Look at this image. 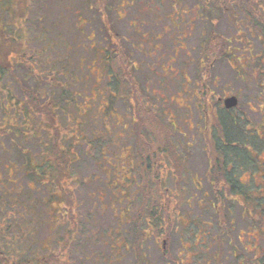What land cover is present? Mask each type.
<instances>
[{
    "label": "rangeland",
    "instance_id": "374dc122",
    "mask_svg": "<svg viewBox=\"0 0 264 264\" xmlns=\"http://www.w3.org/2000/svg\"><path fill=\"white\" fill-rule=\"evenodd\" d=\"M231 1L211 0L206 12L204 0H28L25 23L11 16L14 26L8 23L6 34L22 42L25 65L21 62L17 65L20 69L0 80V104L3 87L9 89L7 96L19 102L23 100L19 83L38 89L42 101L54 103L55 121L63 130L60 146L73 159L67 164L70 178L51 184L45 165L50 161L51 133L45 129V118L32 116L28 123L18 112L25 111L26 102L15 109L12 105L1 107L0 117L14 115L11 126L20 127L19 132L0 131V236H5L11 258L50 256L51 264H121L118 234L121 217L129 216L132 205L129 189L135 179H140L135 162L141 138L154 145L145 153L162 148L158 152L167 155V165L169 159L188 154L186 175L172 159L173 167L152 179V183L159 182V191L151 192L150 185L133 197L140 219L155 209L154 227L169 237L165 249L173 260H185L192 251L179 246L178 233L183 232L186 239L202 236L199 249L205 257L208 242L209 253L218 248V264H264V81L258 75L264 65H256L261 48L256 40L249 46L253 47L251 54L237 45V69L242 71L246 62L244 77H237L225 62L209 65L211 60H204L207 47L203 42L210 33H219L223 39L232 35L235 29L230 16L242 18L239 11L247 8L245 0ZM169 4L176 9L175 15L186 16L172 28L174 42L167 49V57L174 56V62L167 64V57L157 60V54L162 53L158 51L152 58L142 57L139 64V84L144 88L146 81L148 89L141 92V109L151 112L153 122H142L146 127L139 129L138 138L129 107L134 92L124 89L119 72L130 61L127 57L122 60V38L132 43L133 37L139 36L134 34L133 25H140V21L143 32L160 31L149 14L155 8L164 14L170 10ZM262 7L264 0L253 6ZM189 18L194 21L192 30L190 22L185 23ZM129 42L126 46L132 51ZM165 45L169 47V42ZM115 49L120 54L113 62L109 51ZM166 64L172 71L161 70ZM203 88L212 98L202 96ZM226 94L239 99L229 113L218 105V99ZM204 104L206 107L200 106ZM246 120L251 125L245 124ZM35 123L42 128L33 129ZM166 137L170 138L168 143L164 142ZM213 140L227 169L232 170L226 173V179L234 190L230 185L215 189L220 183L212 170L218 157ZM187 143L189 146L183 149ZM231 154L246 161H234V167ZM39 166L40 177H35L30 170ZM198 184L201 187L197 190ZM198 201L202 202L200 207ZM140 228L144 226L138 227L137 233H141ZM141 244L150 263L166 262L151 239ZM178 250L182 251L180 257Z\"/></svg>",
    "mask_w": 264,
    "mask_h": 264
},
{
    "label": "flooded vegetation",
    "instance_id": "af4514ba",
    "mask_svg": "<svg viewBox=\"0 0 264 264\" xmlns=\"http://www.w3.org/2000/svg\"><path fill=\"white\" fill-rule=\"evenodd\" d=\"M159 1L163 2L166 0H159ZM204 1H205L204 10L206 12H208L210 10L208 8V4L211 0H204ZM217 1L218 2L222 1V3H225L226 0H217ZM236 1L237 0H232L231 4H233ZM254 1H255V3H254ZM258 1L259 0H245L244 5L247 8L246 9L241 8V10L239 11L241 14L240 16L242 18H237L236 14H233L230 16L231 17L230 21L232 23L231 25L235 29V31L233 32L232 35H229V36H227V38L223 39L221 34H219V33L214 34L216 37V39L214 40V47H212V48L209 47L211 52H212L211 54L214 57L213 58H209V57L204 58V60H211L209 65H211L213 62H214V64L219 63L221 61L225 62L229 66L231 71L236 74L237 77L238 76L244 77L243 72L246 69L244 66L246 62L242 65V71L243 72L241 70L237 69L238 68V63H237L238 61L236 59H237V51L239 50V47L237 45H241L240 48L242 50L243 49L250 50L249 53L251 54V49L253 47H249V46L253 45L254 40H256L257 44H259V46L261 48V55H262L260 58V61L258 60L256 65H258L259 62H262L263 63L262 65H264V8L263 7H262V9H254L253 8L254 5L258 4ZM241 2H242V0H241ZM237 4H239V3H237ZM169 5H170V10L167 9L164 14H162L161 13L162 10L158 9V8L153 9V12L149 14V15H153V17L155 18V22H156L155 26L159 25L160 31H158L154 34L152 32H143L142 31L143 22L140 21V25H138V26H136L135 24L133 25L134 34H138L139 36L133 37L134 41L132 43H130L129 40H127L126 38H124V37L122 38L121 46L124 49V51H122L121 57L124 60L126 59V57L130 58L128 66L132 65V70L130 69V71L132 72V79L134 81L135 86L138 88V96L141 98H142V93H141L142 90L144 91V93L148 92L146 81L143 82L144 88H142L141 85L139 84L140 79L137 77V74H136L141 68V66L139 64L142 63V60H143L142 57L144 59L152 58V56H156L158 51H161L162 53L157 54V60L162 59L163 57H167L168 56L167 49L168 48L170 49V47H172V44L174 42L173 41L174 30H172V28L174 29V25H177V24L179 25V23L183 21L182 20L183 17L186 16L183 13H182L181 17L175 15L176 9H174L173 4H169ZM214 6L216 8V5H214ZM186 10H188V9H186ZM140 16L145 17L146 15L144 14V15H140ZM177 17H178V23L175 22ZM163 20H165L166 24H164L162 26L161 23ZM186 22H190V25H188V27L190 30H192L193 25H191V24L194 21L191 18H189L187 21H185V23ZM243 30L246 32V35L243 34ZM212 34L213 33L211 32L210 35H212ZM180 35H182L184 38L187 37V35L185 33H180ZM127 42H129L132 51L127 49V46H126ZM164 42H166V43L169 42V47L166 48L167 44L164 46ZM203 43H204V47H205L207 45L206 40ZM90 48H93V46H90ZM207 48H208V46H207ZM223 48H224V50H223ZM223 55L224 56L226 55L225 56L226 58L223 57ZM135 56L138 59L135 58ZM249 57L250 56H248L247 58H249ZM250 58L252 59L253 56L251 55ZM168 62L172 64L174 62V56L173 57H167V64H168ZM167 64H166V68L161 67V70L165 73L172 71V69H168ZM145 65L147 67H149V65H147V64H145ZM262 65H260V66H262ZM253 72L256 73L257 71L253 70ZM258 75H259L261 81L262 80L264 81V67L258 72ZM202 78H203V76H202ZM121 80H122L124 89H126V91H130L131 84L127 83V77L125 76V74H122ZM201 82H202V80H201ZM206 89L207 88L201 89L202 90L201 93L203 94L202 96L205 97V96L209 95V97L212 98V94L209 92V90H206ZM112 90H114V89H112ZM151 93L154 94L155 91L151 90ZM197 96H198V93H197ZM230 97H235L237 99V105H238V100H239L238 96L233 95V94H226L224 98L218 99V105H221L224 108V110L226 111V113H229V111L233 110L232 108L227 110V108L225 107V104H224L225 99L230 98ZM199 101H201V100L198 99V102ZM205 104H208V103L205 102ZM205 104L203 106L202 105H200V106L204 108V107H206ZM235 108H236V106L234 107V109ZM245 124L251 125V122L249 120H246ZM233 125L236 126V120L233 121ZM169 139L170 138L166 137L164 139V142L168 143ZM235 139H237V137H235ZM138 142H139L140 147H138L139 152L136 154L137 155V158H136L137 161L135 162L136 163L135 167H136V172L140 173L139 178L141 180L139 179V181H138L135 179V185L131 186L129 189L131 192V195H132V197H131L132 205L128 209V215L129 216L126 218L121 217V224H120L121 233L118 234L119 236H121V264L123 262H125L126 260H128L126 264H152L149 262V256L146 254V252L143 248V244H141V242H145V240H148V239H151L154 242V244L156 245V247H158L162 251L160 253L166 259V262L164 264H203L202 263L203 261H205L204 264H218L217 263V257L219 256L218 252L220 253V250L218 248L215 249L213 254L209 253L211 250L210 249L211 244L208 242V245L206 246V250L204 252V253H206V257H205V255H202L203 252L199 249V247H200L199 240L201 239L202 236H188L186 239V236L183 235V232L178 233L179 236L177 237V240H178L179 246L184 251H186V250L187 251L192 250V251L189 253V256L185 258V260H182L183 258L182 259L180 258L179 261L173 260L174 258L172 257V255L169 254L165 249V245H166L169 237L166 236L164 234V232L158 231L156 229V227H154V226H156V224L154 225V220H156L154 218L155 209L154 210L150 209L149 216H146V217L140 219L141 216L139 213L137 214L138 210H136L135 202L133 201L134 193H137L138 191H140L142 189L145 190L150 185L151 186L149 187V190L151 192L159 191V189H160V186L158 184L159 182L158 183H154V182L152 183V179H154L156 176H159V177L161 175L163 176L171 167H173V165H171L172 159H175L174 161L178 165L181 166V170H182L183 175H186V173L188 172V169H187L188 158L186 156L188 154L182 153V156L169 159L170 163L167 165L165 163V161H166L165 158L167 155H165V157H163L162 155L164 153L158 152L159 150H162V148L156 149L154 152H151V153H145V151L147 149L150 150V149L154 148L153 143H151V145H150L149 142H146L145 140H143L141 138L139 139ZM213 142H214L215 151L218 150L217 151L218 157H216V164L215 165L217 166L216 178L218 179V176H219V179L217 182L220 183L217 187H215V189L217 191H220V189H225L228 187V185H230L231 190H232L235 187L230 184L231 183L230 180L226 179V176H227L226 173L230 172L232 170L227 169L226 163H225L226 161L224 160V156H223L222 152L220 151L219 146L216 145L217 141L213 140ZM163 146H165V144H163ZM185 146H189L188 143L186 145L183 144L182 148L184 149ZM177 155H181V154H177ZM230 159L233 163H234V161H236V162L241 161L242 163H243V161H246V160H243V158L236 157L235 155H232V154H231ZM184 164H185V166H184ZM235 166H236V164L234 163V167ZM131 171H130V174H132ZM143 177H144V179H143ZM146 181H150L152 184H147ZM172 187H174V186H172ZM200 187H201V185L198 184L195 188L198 190ZM181 191L185 192L184 187L183 188L181 187ZM188 202H187V204L189 205ZM201 204H202L201 201L197 202V205L199 207L201 206ZM145 209H147V208H145ZM168 218L171 219V217H168ZM137 220H138V222H136ZM140 220H143L144 224ZM183 225H185V224H183ZM142 226H144V228L143 229L140 228L141 233H137L138 227H142ZM208 237H210V236H208ZM189 240H190V242L192 241V243L184 242V241H189ZM201 240H203V239H201ZM212 240L215 241V236ZM185 243H187L188 246H186L187 244H185ZM147 247L150 248V246L147 245L145 247L146 250L148 251L149 249ZM135 249L137 250V253L135 252ZM194 250L197 251V253H195ZM235 254H236V250L233 249L232 255L234 256ZM177 256L178 257L182 256V251L178 250ZM191 258H193L192 261H190Z\"/></svg>",
    "mask_w": 264,
    "mask_h": 264
},
{
    "label": "trees",
    "instance_id": "16d2710c",
    "mask_svg": "<svg viewBox=\"0 0 264 264\" xmlns=\"http://www.w3.org/2000/svg\"><path fill=\"white\" fill-rule=\"evenodd\" d=\"M4 1H7L6 4H4ZM27 1L28 0H0V12L3 14V18L0 20V80L2 78L4 79L5 76L8 74H11L13 71H15L17 65H19L21 62L25 65V62L23 61L24 57L22 55L23 51V45L22 42L17 41L15 39L9 38L8 34H6V29L9 23V26H14L13 21L11 19V16L14 17V20H21V22L25 23L24 19L27 15ZM227 1V0H226ZM7 8L9 11H7ZM216 39L215 35L212 34L208 40L206 39V51L204 53L205 58H213L214 56L211 54L210 48L214 47V40ZM210 47V48H209ZM224 50V48H223ZM111 60L114 62V56L117 55L119 52L117 49H115L113 52L111 50L109 51ZM120 54V53H119ZM122 54V53H121ZM226 56V55H225ZM223 55V57H225ZM226 58V57H225ZM124 61V59L122 58ZM106 61L110 62V59H107ZM104 62V61H103ZM113 62H111L113 64ZM23 67V66H22ZM132 68V65H127L124 70L119 72H122V74H125L127 77V83L131 84V89L133 90L134 94L131 96V100L129 101V107H131V121L134 124L133 129L138 131V138L141 136L139 134V129L141 127L145 128L146 126L142 124L143 121H145L144 124H148V122H151L153 119V116L149 110H142V102L143 99L138 96V88L135 86L134 81L132 79V72L130 69ZM20 69V68H19ZM112 69V68H111ZM110 69V70H111ZM109 70V71H110ZM92 73V72H91ZM115 75V82L116 81V74ZM24 81V79H23ZM201 82V79H200ZM114 84V83H113ZM113 88V86H110ZM7 86L3 87V97L1 98L2 104H0L3 108H9L10 105L12 107L18 108L21 107V105L26 102V105L24 106L25 111H18L19 115L22 114V117L27 119L28 123L31 120L32 116H37L41 118H45L46 121V127L47 131L51 133V142H50V161L47 162L48 164H45L46 167H48V174L51 175V184L58 185L60 181H62V178L65 177L66 179L70 178L68 175L67 167L69 164H71L72 160L69 158V153L66 151H63L60 142L62 140L63 136V130L57 125L56 123V108L54 103L51 101H42L41 96H39L38 89L27 87L21 83H19V90L22 94V101H17L15 98H11L6 95L7 93ZM9 90V89H8ZM16 100V101H15ZM16 114V113H14ZM24 119V120H25ZM148 119V120H146ZM15 121V116L9 115V116H3L0 117V131L7 133H13L16 131H20V127L18 125L16 127L11 126V122ZM153 122V121H152ZM27 124V122H25ZM11 126V127H10ZM33 129L40 130L42 126L38 124H33ZM168 136V135H167ZM50 140V139H49ZM214 143V142H213ZM160 151V150H159ZM218 151V150H217ZM217 151H215L217 153ZM29 161V160H28ZM68 164V165H67ZM40 168L35 167V170L31 171L34 176L36 175L40 177L37 170ZM217 166L215 165L214 168L212 167L213 173L216 171ZM217 172V171H216ZM214 173V176L217 173ZM219 172V171H218ZM208 175V174H207ZM45 176V175H44ZM219 179V176H218ZM218 179L216 178L215 181L217 182ZM214 181V182H215ZM66 182V181H65ZM234 190V189H232ZM57 191H55L56 193ZM58 193V192H57ZM61 199V198H60ZM63 201V200H61ZM69 203L68 199H64V203ZM71 201V200H70ZM67 203V204H68ZM71 203V202H70ZM8 246L6 244V238L5 236H0V264H51L50 259L51 257H34L32 259H28L24 257L23 255H19L18 258H11L8 250ZM55 264V261L52 263Z\"/></svg>",
    "mask_w": 264,
    "mask_h": 264
},
{
    "label": "water",
    "instance_id": "95a60500",
    "mask_svg": "<svg viewBox=\"0 0 264 264\" xmlns=\"http://www.w3.org/2000/svg\"><path fill=\"white\" fill-rule=\"evenodd\" d=\"M224 104L227 109H231L236 106L237 99L235 97L227 98L225 99Z\"/></svg>",
    "mask_w": 264,
    "mask_h": 264
}]
</instances>
